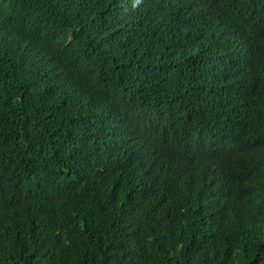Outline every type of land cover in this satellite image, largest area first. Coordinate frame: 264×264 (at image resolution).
I'll list each match as a JSON object with an SVG mask.
<instances>
[{"label":"trees","instance_id":"1","mask_svg":"<svg viewBox=\"0 0 264 264\" xmlns=\"http://www.w3.org/2000/svg\"><path fill=\"white\" fill-rule=\"evenodd\" d=\"M0 264H264V0H0Z\"/></svg>","mask_w":264,"mask_h":264}]
</instances>
